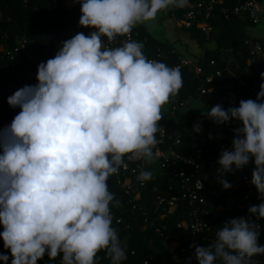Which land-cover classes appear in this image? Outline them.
I'll return each mask as SVG.
<instances>
[{"label":"clouds","instance_id":"1","mask_svg":"<svg viewBox=\"0 0 264 264\" xmlns=\"http://www.w3.org/2000/svg\"><path fill=\"white\" fill-rule=\"evenodd\" d=\"M75 3L79 25L90 34L64 41L38 66V83L8 98L21 111L0 130V238L11 254H0L3 264H38L45 255L60 257V264H96L101 251L110 264H122L127 243L112 226L111 211L121 202L109 191V178L127 170L126 159L155 162L162 108L183 86L180 69L149 60L131 33L188 0ZM117 37H127L122 46L105 45L103 38L112 44ZM202 114L217 126L240 125L232 150L217 161V182L230 190L224 177L254 163L251 184L264 201V83L256 100L227 110L217 104ZM153 175L142 170L137 180L143 184ZM248 213L226 221L208 246L191 245L198 264H260L254 258L264 256L258 243L264 203Z\"/></svg>","mask_w":264,"mask_h":264},{"label":"trees","instance_id":"2","mask_svg":"<svg viewBox=\"0 0 264 264\" xmlns=\"http://www.w3.org/2000/svg\"><path fill=\"white\" fill-rule=\"evenodd\" d=\"M235 5V0H225L222 5L216 7L211 20L215 30L209 36L196 26L191 29L183 27L191 33V38L196 40L199 47L204 51L203 55L192 58L201 60V57H204L205 61L201 64H204L205 68L211 60H215L218 63L215 69L223 70V77L216 79L212 86L218 89H225L228 85L233 86L235 98L230 99L226 105H222L225 110L230 105L239 107L241 100H256L257 97L252 91V81L250 80L251 72L264 71V63L246 67L249 52L253 48L254 41L257 40L249 32L256 25L249 20H240L232 15L231 9ZM226 10L229 18H225ZM174 13L177 14L178 19H183V12L175 11L173 7L167 10V16L169 17ZM81 15V5L68 9L64 5V0H58L56 3L53 0H0V87L4 91L3 104H0V130L9 126L14 117L21 111L19 107L12 108L8 104V98L24 86L38 83V66L42 62L46 63L50 58H53L64 41L71 39L79 32H83L85 35L90 34L91 29H85L79 25ZM132 33L135 35L136 40L144 45L143 53L148 59L154 58L168 66L179 63L181 55L169 43H161L146 35H140V32L136 36L134 30H132ZM24 36L28 40L34 41L35 47L29 53L22 54L15 60H10L5 55V49L16 46L18 39ZM229 48L234 50L240 64L238 69L233 65L231 69L239 76H243V79L247 82L245 87H238L237 82L226 72L229 60V54L226 53V50ZM173 51L176 53H173ZM237 52H241V55H237ZM181 75L183 86L170 99L172 106L178 105L179 107L176 111L170 109L169 113L162 117L159 124L167 129L170 136H173L176 131L181 132L184 147L182 152L192 155L194 154L192 138L195 135L192 130V122L198 120V117L203 118V115H198L192 104L189 105V102L194 100L193 98L198 100V97H201V101L205 106L212 107L217 103L214 96H200L199 89L202 84L193 79V72L190 69H183ZM11 84H17L18 88L15 87L10 90ZM211 122L203 123L201 148L204 151L205 160L201 170L197 173V177L205 181L207 189L210 188L211 182H217L218 168L216 166L213 168L214 161L210 159V155H214V157L220 155L218 149L220 147L215 145V131L212 128L214 122ZM239 126L238 122L232 121L231 124L218 126V128H221L222 132L228 135L230 141L235 134V129ZM187 128L191 130L187 131ZM224 140L222 139L220 143ZM1 153L2 151H0ZM254 167V163H250L242 171L252 173ZM108 184L109 191L114 194L116 200L121 202L119 208L112 207L111 211L113 215L112 226L117 230L122 243L125 241L127 243V259L122 264H146V262L147 264H187L189 261L190 264H198L195 255L191 253V245L196 244L206 247L213 242L218 228L222 227L224 222L232 218L249 217L248 211L241 212L234 208L233 212H227L219 209L221 204L235 202L234 194L223 193L220 191V186L219 189L216 187V194L208 193L206 189L203 192V196L206 198L203 208L210 213L205 218L210 223L212 231L207 234V240L192 242L189 231L179 227V224L183 220H187L193 210L188 202H182L173 214L164 218L159 219L154 212V202L158 194L168 195L167 189L170 185H174L179 189L178 182L173 181L170 176H164L163 178H157L156 181H150L148 190L143 191V200L135 202L139 207H148L147 211L151 220L156 223V227L147 226L143 228L145 218L139 212L135 216L138 217V220H141L139 221L140 226H137V222L134 221L130 227H127L125 222L128 220L126 210L132 208L127 203L132 197L126 195L118 186L116 176L110 177ZM154 186H157L160 191H153ZM238 193L245 194L246 190L243 189ZM120 217L125 219L124 224L117 222ZM251 218L256 219L255 217ZM258 222L261 225L258 243L264 246V222L262 220ZM157 228L162 229V231L157 232ZM2 230L3 226L0 225V233H2ZM0 254H7L11 258L10 251L4 248L2 238H0ZM60 259V257H57L55 260H50L45 255L43 260L38 261V264H60ZM254 259L258 260L260 264H264V256H258ZM0 264H3V261H0ZM96 264H110L105 252L101 251L97 254Z\"/></svg>","mask_w":264,"mask_h":264},{"label":"built area","instance_id":"3","mask_svg":"<svg viewBox=\"0 0 264 264\" xmlns=\"http://www.w3.org/2000/svg\"><path fill=\"white\" fill-rule=\"evenodd\" d=\"M57 1L58 0H53L54 3ZM224 1L225 0H188L186 7L173 8L175 11L183 12V19H181L183 27L186 29H191L196 26L204 34L209 36L215 30L211 23V20L214 16L213 11L217 6L222 5ZM235 2V7L231 9L232 15L236 16L240 20H249L256 26L261 24L263 17L260 7V0H235ZM75 4H77L75 3V0H64V5L68 9L74 8ZM225 18H229L227 10L225 12ZM91 31L92 29L90 32ZM103 39L107 47H119L122 46L127 37H117L116 41L112 44H109L106 38ZM131 39L137 41L133 33H131ZM34 44V41H30L24 36L21 39H18L16 46L11 49H5V55L8 56L10 60H15L22 54L29 53V51L35 47ZM173 53L176 52L173 51ZM226 53L229 54L226 72H228L229 75L233 77V79L237 82L238 87H245L247 82L243 79V76H239L234 72L233 69H231L232 65L237 69L240 65L238 63L237 57L234 54V50L229 48L226 50ZM237 55L240 56L241 52H237ZM149 60L155 59L150 58ZM204 61V57H201V60H199L192 57L180 56L179 63L169 67H178L180 72L186 68L190 69V71L193 72V79L198 80L202 84L201 88L199 89L200 96H214L216 98L217 104L226 105L230 99L235 98L233 86L228 85L225 89L213 87L212 85L216 79L223 77V70L215 69L218 66V63L215 60H211L210 64L205 68L203 66L204 64H201ZM234 63L236 64L234 65ZM257 63H264V37L257 38V40L254 41L253 48L250 50L248 59L246 60V67H251ZM261 73H264V71L262 70L258 73L254 71L251 72L250 80L252 81V91L254 94H256V97L260 91L261 84L264 83V80L261 79ZM15 87L18 88V85L11 84L9 89L13 90ZM3 94L4 91L0 87L1 105L3 104ZM168 107L169 110L172 109L173 111H176L179 106H172L171 101H169ZM19 110L21 109L19 108ZM203 123L204 121L202 119L192 122V130L195 133L194 137L192 138V146L194 149V154L192 155L182 152L184 147L181 132L176 131L173 136H170L168 135L167 129L163 127V132H158L156 134V139L159 141V143L157 147L153 149V151L158 152V155L156 156L155 162L152 165L145 163L144 160L129 162L126 159L125 162L128 163L127 170L122 168L119 174L115 176L118 186L124 191L126 195L132 197V199L127 203V205H130L132 208L126 210L128 220L125 221L123 217H120L117 220L118 223L124 224L125 221L127 227H130L132 225L131 223L136 221L137 226H140L139 221L141 220H138V217L135 216V214L139 212L142 217L145 218L143 228H146L147 226L154 227L156 223L151 220L149 212L147 211L148 207H139L135 202L143 200V191L148 190V183L150 181H156L157 178L170 176L173 181L179 183V189H177V187L174 185H170L167 189L168 195L158 194L154 202V212L158 215L159 219L164 218L173 214L179 208L182 202H188L193 210L190 212L188 219L183 220L179 224V227L189 231L192 242H196L198 240H207V234L212 231V227L205 218V216H208L210 213L203 208L204 204L206 203V198L203 196V192L208 187L205 181L197 177V173H199L201 170L203 161L205 160L203 154L204 151L201 148L203 143V139L201 137V133L204 130ZM197 124L201 125L202 130L200 133H196L194 131V126ZM190 130L187 128V131ZM223 139L225 140L221 143L222 147L218 148L220 154L223 150H232L234 135L230 141L228 140V135H225V138ZM219 157L220 155L217 157L210 155V159L214 161L213 168L218 164L217 161ZM142 170L152 171L154 173L153 178L150 181L144 182L143 184L137 180V176ZM224 179H226L232 185L230 190H225L222 185L217 182H211L210 188L207 189L208 193L216 194V187L219 189L218 187L220 186V191L223 193L234 194L233 198H236L235 202L226 203L225 205L221 204L219 205V209L226 210L227 212H233L234 208H236L238 211L243 212L248 211L250 206L264 203V201L258 198V192L251 184V172H245L242 170L234 171V173L226 175ZM243 189L246 190L245 194L238 193ZM153 191L159 192L160 190L157 186H154ZM262 221L264 222V220ZM161 231L162 229L157 228V232ZM190 250L192 255H195V249L191 248Z\"/></svg>","mask_w":264,"mask_h":264},{"label":"crops","instance_id":"4","mask_svg":"<svg viewBox=\"0 0 264 264\" xmlns=\"http://www.w3.org/2000/svg\"><path fill=\"white\" fill-rule=\"evenodd\" d=\"M79 5V3L75 4L74 8ZM260 7L263 17L261 24L258 27L254 26L249 32L255 39L264 37V0H260ZM133 30L136 36L140 32V35H146L161 43H169L181 56L194 57L204 54V51L199 47L197 41L191 38V33L183 28L181 19L177 18V14L174 13L169 17L167 16V10L159 13L154 21L146 24H138ZM198 98V100L193 98L194 100H191L189 105L192 104V107L195 108L198 115H203L201 111L209 109L210 107L203 104L201 97ZM162 111H167L166 115L169 113L168 103L162 108ZM162 115L164 116V113ZM198 119L201 118L198 117ZM216 167L219 168V164Z\"/></svg>","mask_w":264,"mask_h":264},{"label":"rangeland","instance_id":"5","mask_svg":"<svg viewBox=\"0 0 264 264\" xmlns=\"http://www.w3.org/2000/svg\"><path fill=\"white\" fill-rule=\"evenodd\" d=\"M259 25H257V27H258ZM264 34V33H263ZM213 107V106H212ZM229 107H232V105H230ZM234 107H238V106H234ZM209 109H211V107L209 108ZM202 111H204V110H202ZM201 111V112H202ZM166 112L167 111H162V113H164V115H166ZM200 112V111H199ZM201 112H200V114H201ZM204 122H209V123H212L211 121L212 120H210V119H208L205 115H203V118H201ZM236 122V121H235ZM212 127H213V131H215V145H216V147H222V144L220 143V140H221V138L223 139V138H225V134L222 132V129L221 128H218V126L215 124V123H213V125H212ZM173 249L175 248V247H172Z\"/></svg>","mask_w":264,"mask_h":264}]
</instances>
